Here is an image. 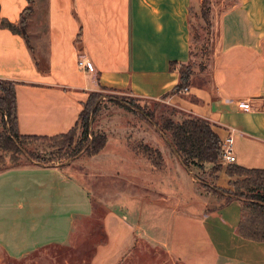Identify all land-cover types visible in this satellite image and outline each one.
Masks as SVG:
<instances>
[{
	"label": "crops",
	"instance_id": "0c3cea01",
	"mask_svg": "<svg viewBox=\"0 0 264 264\" xmlns=\"http://www.w3.org/2000/svg\"><path fill=\"white\" fill-rule=\"evenodd\" d=\"M194 4L195 0H0V19L18 25L24 18L26 27L24 36L0 25V79L14 83L18 132H68L89 94L100 89L125 90L153 100L169 93V104L209 121L221 141L232 137L234 164L264 169V0H211L216 39L209 78L171 94L179 72L170 64L191 60ZM79 58L87 68L79 67ZM107 137L103 150L92 156L93 170L87 171L94 179L95 169L107 167L108 193L124 197L118 203L115 195L103 218L105 241L96 247L91 264L119 261L136 228L131 217L135 203L127 195L133 193L131 181L146 182L152 175L142 159L128 156L125 144L111 146V134ZM175 156L178 171L169 169L168 176H159L162 180L170 175L178 182L187 178V169ZM83 174L72 164L1 169V251L20 258L63 244L75 223L92 211ZM215 181L219 188L229 187L224 170ZM141 187L136 193L161 194L159 225L165 236L159 245L183 264H264V241L238 231L240 199L226 202L215 194L197 199L195 189L187 187L181 198L187 204L181 209L178 191H171L165 201L164 191ZM139 205V213L144 212L146 204Z\"/></svg>",
	"mask_w": 264,
	"mask_h": 264
},
{
	"label": "rangeland",
	"instance_id": "374dc122",
	"mask_svg": "<svg viewBox=\"0 0 264 264\" xmlns=\"http://www.w3.org/2000/svg\"><path fill=\"white\" fill-rule=\"evenodd\" d=\"M201 4L202 0L198 4L195 0V4L191 8V61L194 65L191 79L197 83L205 82L209 78L211 52L216 39L211 26L209 27L202 17ZM207 7H209L210 19L211 0L207 1ZM98 92L102 96L98 100V108L90 121L87 138L83 137L81 121H79L71 129L73 140H71L70 147L85 146L90 142L93 134L99 133L106 136L107 142L109 133L112 136L109 145L125 144L130 151L127 152L128 156L142 159L145 168L148 169V174L153 175H148L146 182L131 181L132 188L130 189L133 193H127V195L129 198L137 200H132V203H135V209L133 208L135 212L131 215L132 219L135 220L133 225L136 228L121 258L115 264H183L177 257L159 245L165 236V230H162L159 225L161 201L159 195L161 194L136 193V191L142 189L141 185L143 184L147 186L148 191H164L162 193L165 197L164 200L168 201L166 196H170L171 191H173V195L178 191L181 199L184 198L183 190L192 187L195 189L197 199L199 196L215 194L224 200L225 195L223 193H213L207 189V187L219 189L215 180L220 171L215 172L212 170L211 164L207 163L203 167L190 165L189 168L184 166L188 174L184 180L180 177L178 182L171 175L170 178H165L172 180V182L162 180L159 176H168L169 169L178 171L175 163L176 152L171 147L170 135L169 131L165 129V123L180 120L186 116L185 113L169 104L166 97L154 100L145 99L120 89H100ZM6 121V117L0 113V133H3L4 127L8 126ZM120 133H126V135L121 137ZM25 141L19 145V152L0 148V170L30 163L42 165L72 164L76 173H84L83 181L91 192L93 207L89 215L75 223L69 238L63 244L45 246L20 258L9 257L0 249V264H91L96 247L105 241L103 218L112 209L115 195L120 198L118 203H123L124 197V193H108L107 167H104L106 171L95 169L94 179L88 174L87 170H93L92 156L99 154L103 148L92 155L87 154L83 148L76 155L67 156V154L60 155L57 152L58 148L51 141L38 138H27ZM166 157L172 159V165L166 164ZM156 176H158V180ZM159 181H161L160 184ZM119 189L123 191V181L120 182ZM139 201L146 204L144 212L139 213L136 208L137 206L140 207ZM186 204L187 202H183L181 199V209Z\"/></svg>",
	"mask_w": 264,
	"mask_h": 264
},
{
	"label": "trees",
	"instance_id": "16d2710c",
	"mask_svg": "<svg viewBox=\"0 0 264 264\" xmlns=\"http://www.w3.org/2000/svg\"><path fill=\"white\" fill-rule=\"evenodd\" d=\"M207 1L202 0V17L210 27ZM0 25L26 36L24 18H21L18 25L5 19H0ZM177 66L179 81L172 88L171 94L183 93V89L188 88L193 83L191 79L194 66L192 61L189 60L187 63L172 62L170 64L171 69ZM0 92V113L6 117L8 124V126L4 127V132L0 133V148L3 150L8 149L19 152V145L26 142L27 138L51 141L58 148L57 152L60 155L67 154V156L76 155L83 148L89 155L96 154L105 146L106 136L100 133L93 134L94 136L92 135L90 142L79 148L70 147L71 140H73L71 130L54 136L20 134L17 128L14 83L0 79ZM101 96L98 91L91 92L86 102L83 103L77 123L81 121L84 138H87L89 134L88 127L92 116L98 108V100ZM165 129L169 131L172 149L179 155L186 168H189L190 165L203 167L207 163L211 164V168L215 172L225 171L230 178L228 182L229 188L217 187L219 189H212L207 187V189L213 193H223L226 202L240 199L243 206L238 222L240 235L254 241H264V169L246 168L234 163H223L221 159L222 141L213 130L211 123L203 118L186 115L180 120L166 122Z\"/></svg>",
	"mask_w": 264,
	"mask_h": 264
},
{
	"label": "built area",
	"instance_id": "2783aa9c",
	"mask_svg": "<svg viewBox=\"0 0 264 264\" xmlns=\"http://www.w3.org/2000/svg\"><path fill=\"white\" fill-rule=\"evenodd\" d=\"M78 65L81 68H87V64L84 62L82 58H79ZM187 88L183 89V92L186 91ZM245 110H248L247 107H244ZM222 162L223 163H233L235 161V156L232 152V137L228 136L225 140L222 141Z\"/></svg>",
	"mask_w": 264,
	"mask_h": 264
}]
</instances>
